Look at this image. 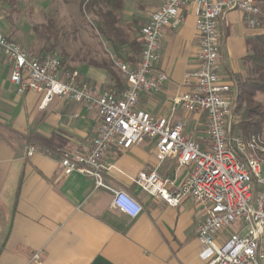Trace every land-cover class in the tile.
<instances>
[{"label": "crops", "instance_id": "obj_1", "mask_svg": "<svg viewBox=\"0 0 264 264\" xmlns=\"http://www.w3.org/2000/svg\"><path fill=\"white\" fill-rule=\"evenodd\" d=\"M164 1L123 0L120 16L128 26L129 40L121 49L122 57H117L110 46L105 59L122 58L136 65L141 50L129 42H141L143 26ZM55 4L57 0H50L49 6ZM260 8L262 24L257 28L248 27L239 10L229 11L220 21L219 76L233 88L237 76H247L244 59L248 39L264 33V0H260ZM198 51L196 10L191 3L183 9L182 23L166 28L164 33L156 69L168 74L167 82L158 93H141L138 107L171 123L185 121L186 133L209 148L205 113L187 112L174 104L177 95L194 89L193 84L185 83V75L197 70ZM75 53L61 57L65 66L77 69L82 81L121 94L127 81L117 68L119 82L106 70L73 57ZM10 75L11 64L2 59L0 264H203L196 234L202 220L199 205L186 198L180 205L171 206L136 182L140 173L156 170L179 185L189 175L190 166H180L171 157L159 160L156 144L150 139L126 149L112 148L104 158L105 183L127 191L143 206L138 217H129L113 206L111 191L96 188L94 180L83 174L65 175L59 169L60 152L75 150L95 136L100 121L97 112L60 98L41 108L43 94H20ZM237 121L236 116L233 131L241 134L235 132ZM31 147L35 152L30 156ZM238 228L236 224L221 239ZM36 254H40L38 261L34 260Z\"/></svg>", "mask_w": 264, "mask_h": 264}, {"label": "built area", "instance_id": "obj_2", "mask_svg": "<svg viewBox=\"0 0 264 264\" xmlns=\"http://www.w3.org/2000/svg\"><path fill=\"white\" fill-rule=\"evenodd\" d=\"M193 3L199 34L198 68L185 75L194 89L174 98L176 107L187 112H204L209 148L191 134L186 122L171 123L138 107L140 94L158 93L168 74L157 70L166 28L178 27L183 9ZM233 10L244 15L250 28L261 25L260 0H165L150 14L141 30L139 62L132 65L113 58L125 76L127 86L117 95L112 89L94 86L80 79L77 69L69 68L53 51L30 52L3 31L0 17V61L11 64L10 79L24 94H43L41 108L55 98L79 103L96 111L100 121L95 136L75 150L60 152L59 169L65 175L83 174L94 180L96 188L112 192L113 206L131 218L143 212L142 204L123 189L105 183L106 154L112 148H130L145 139L153 140L159 160L174 158L180 166H190L187 178L177 185L171 176L156 170L142 172L136 182L147 192L171 206L193 199L202 220L196 234L203 264H263L264 261V138L234 133L236 92L219 76L222 40L219 24ZM35 148L31 147V156ZM230 232L226 239L221 235ZM40 254L34 256L38 261Z\"/></svg>", "mask_w": 264, "mask_h": 264}, {"label": "rangeland", "instance_id": "obj_3", "mask_svg": "<svg viewBox=\"0 0 264 264\" xmlns=\"http://www.w3.org/2000/svg\"><path fill=\"white\" fill-rule=\"evenodd\" d=\"M49 2L0 0L1 25L3 31L5 27V34L20 42L30 52L51 51V45L58 39V47L53 52L62 58V51L69 54L79 52L88 59H105L109 56L111 45L105 43L98 31L96 16L82 12L81 0H57L54 6H49ZM255 99L264 106V93H257ZM236 116L238 120L239 114ZM236 127L235 132L240 131ZM261 137L264 138V124Z\"/></svg>", "mask_w": 264, "mask_h": 264}, {"label": "trees", "instance_id": "obj_4", "mask_svg": "<svg viewBox=\"0 0 264 264\" xmlns=\"http://www.w3.org/2000/svg\"><path fill=\"white\" fill-rule=\"evenodd\" d=\"M123 5V0H81L80 5L83 13H93L96 16L98 31L111 44L117 57H122L121 49L129 40L128 26L123 23L120 16ZM52 27L55 29L53 25ZM129 43H132L136 50H142V41L132 40ZM247 44L248 54L244 59L247 76L244 79H240L239 76L235 78L236 96L233 111L239 114L236 125L241 134L250 138L252 135H261L264 124V106L255 99L257 93H264V33L248 39ZM57 47L58 39L51 45V51ZM62 55L67 57L70 54L62 51ZM73 57L106 70L111 79L119 82L113 59H88L80 57L79 53H75Z\"/></svg>", "mask_w": 264, "mask_h": 264}]
</instances>
